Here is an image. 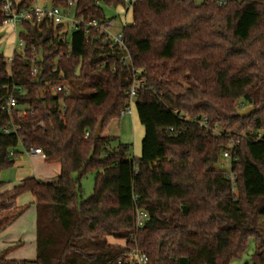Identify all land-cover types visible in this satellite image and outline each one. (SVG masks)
Instances as JSON below:
<instances>
[{
    "label": "trees",
    "instance_id": "1",
    "mask_svg": "<svg viewBox=\"0 0 264 264\" xmlns=\"http://www.w3.org/2000/svg\"><path fill=\"white\" fill-rule=\"evenodd\" d=\"M74 6L81 22L71 47L61 38L63 25L28 21L19 33L24 50L12 62L0 54V174L15 165L20 146L41 148L45 161L60 167L56 180L27 177L11 192L0 180V211L27 193L37 211L36 257L14 259L0 250V264H125L132 248L146 252L148 264H232L251 239L252 264H264V0ZM105 6L132 11L122 27L124 46L88 27L107 20ZM2 7L0 0V28ZM136 78L145 80L134 99L145 131L138 157L129 156L131 144L112 148L118 137L103 135L123 116ZM62 81L70 94L51 89ZM10 96L17 105L8 114ZM232 144L235 192L229 171L219 167ZM89 173L94 191L82 198ZM138 209L148 213L142 227ZM19 214H4L0 231Z\"/></svg>",
    "mask_w": 264,
    "mask_h": 264
},
{
    "label": "rangeland",
    "instance_id": "2",
    "mask_svg": "<svg viewBox=\"0 0 264 264\" xmlns=\"http://www.w3.org/2000/svg\"><path fill=\"white\" fill-rule=\"evenodd\" d=\"M51 0H48L50 2ZM201 2L202 0H198ZM75 6L71 8L72 16H74ZM105 14L107 19L115 18L113 26L111 28V33H118L122 27L132 21V11L129 9L126 12V9L122 8H112V7H104ZM20 30V29H18ZM0 50L6 55H11L13 53L14 44L17 45L19 42V37L14 34L9 33L7 28H0ZM133 114H124L122 117L118 119H113L103 131V135H110L118 137L117 141L111 142V147L116 148L119 142L131 144V151L129 152V156L138 157L141 155V143L144 136V127L139 122L136 107L133 104ZM248 108H245L244 111H247ZM253 109V108H252ZM243 111V112H244ZM263 132V131H261ZM18 150L21 154L16 157V163L13 167L8 168L1 172L0 180L6 182L8 186L11 188L15 184L21 182L22 179L36 176L38 178H43L47 180V182H52L56 180V176L58 174L59 165L53 163H47L45 159L37 157V156H29L26 154L25 149L20 146ZM82 198L89 197L93 191L95 186V175L94 173H89L85 176L82 181ZM10 192L12 190H9ZM32 195H28L22 199L24 203L29 204L31 201ZM10 210V209H9ZM9 210L0 211V215L10 213ZM19 220L13 224L10 228L11 230H7L0 233V250L4 249V244H6V238L8 235L11 237H20L21 239L15 241L14 248L21 246L23 240L26 242V245H23L25 248V252L21 253L18 256H24L26 259H34L36 257L37 251L36 246L31 245V235L35 234L36 231V219L37 214L33 215V211L31 209H27L23 215V217H19ZM13 229V230H12ZM9 231V232H8ZM25 238V239H24ZM11 239V238H10ZM115 244H124L123 240H114L111 239ZM6 248L5 250H7ZM4 250V251H5ZM255 252V244L254 240L251 239L249 241V246L246 253L241 257L233 260L232 264H252L251 259L252 255Z\"/></svg>",
    "mask_w": 264,
    "mask_h": 264
},
{
    "label": "built area",
    "instance_id": "3",
    "mask_svg": "<svg viewBox=\"0 0 264 264\" xmlns=\"http://www.w3.org/2000/svg\"><path fill=\"white\" fill-rule=\"evenodd\" d=\"M3 7L2 11L5 17L4 24L1 28H7L9 33L14 34L19 37V33L22 30L23 24L32 21L34 24H42L44 22L51 23L53 25H63L64 29L61 34L63 42L68 43L69 47H71V35L75 28H77L78 24L81 22L79 18L72 16L71 8L74 6L76 0H69L70 5L66 8L55 6L52 1L48 2V0H33L29 7H19L20 4L24 0H2ZM128 12V11H127ZM114 20L107 19L105 22L100 23L98 21H91L88 23V27H92L103 33L107 39H110L114 45L124 46V35L122 29L116 33H111V28L113 26ZM20 29V30H18ZM88 30H86L87 32ZM25 48V42L22 39H19L17 45L13 46V53L7 57L8 62H12L14 54L16 52H22ZM0 50V54H1ZM62 55V53H61ZM124 63H128L130 61V55L127 53L123 56ZM40 68L38 64V59L34 60L31 66V74L33 77L39 74ZM139 73V71H138ZM145 84V80L143 78H136L129 89L128 94V107L123 111V115L133 114L132 105L134 104V99L141 89V87ZM51 89L55 92L57 91H65L67 94H70L72 91V86L68 81H62L56 85H53ZM17 105L16 97L10 96L6 101L3 109L8 114H11L14 107ZM42 125V123H41ZM6 132H10V129H5ZM16 131V129H14ZM89 132L86 133L88 136ZM229 150L224 151L220 162L219 167L227 169L229 171V177L233 183V191H236L235 180L236 175L231 170V165L234 160L237 159L232 149L234 148V144L230 146ZM25 149V152L29 156H42L46 157L45 153L41 148L32 147L30 149ZM13 155V151L10 153ZM1 190V188H0ZM148 218V213L142 209H138L136 212V226L142 227ZM149 258L146 252L140 250L139 248L130 249L125 258V264H148Z\"/></svg>",
    "mask_w": 264,
    "mask_h": 264
},
{
    "label": "crops",
    "instance_id": "4",
    "mask_svg": "<svg viewBox=\"0 0 264 264\" xmlns=\"http://www.w3.org/2000/svg\"><path fill=\"white\" fill-rule=\"evenodd\" d=\"M35 156H37V155H35ZM37 157H40V158H43L42 156H37ZM43 159H45V158H43ZM59 173H60V167H59V170H58V174H57V176H56V178L55 179H57V177L59 176ZM31 177V176H30ZM34 177H36V176H34ZM36 178H38V177H36ZM25 179V178H24ZM38 179H40V180H42V181H45V182H47V180H44L43 178H38ZM23 180V179H22ZM21 180V181H22ZM54 181V180H53ZM16 185V184H15ZM14 186H12L11 188L8 186V184L6 183V185L4 186V189H9V190H12V188H13ZM28 195H31V194H24V195H22V196H19V197H17V198H14V199H12V201H11V208H10V212L11 213H17V212H21V214H19L14 220H13V222L9 225V226H7L5 229H3L5 232L4 233H6V234H8L7 233V230H11V226L13 225V224H15L19 219V217L21 218V217H23V215H24V213H25V211L27 210V209H31L32 211H33V215H35V213L37 214V211H36V205H35V199H34V197L32 196V198H31V201L29 202V204H27V203H24V201H22V199L24 198V197H26V196H28ZM6 215V214H5ZM2 216H4V215H0V218L2 217ZM18 223V222H17ZM3 230L2 231H0V233L1 232H3ZM13 230V229H12ZM8 231V232H9ZM11 238V239H10ZM36 238H37V235H36V231H35V234H32L31 235V239H32V243H31V245H33L34 247L36 246V251H37V241H36ZM21 238L20 237H11L10 235H8V237L6 238V244H4V249H2V251H4L6 248H8L7 250H5L4 251V253L7 255V257H9V258H14V259H26V258H24V256H18V255H20L21 253H24L25 252V248L23 247V245H26V242H24L23 240H21V242H22V244H21V246H18L17 248H14V243H15V241H19ZM25 239V238H24Z\"/></svg>",
    "mask_w": 264,
    "mask_h": 264
},
{
    "label": "water",
    "instance_id": "5",
    "mask_svg": "<svg viewBox=\"0 0 264 264\" xmlns=\"http://www.w3.org/2000/svg\"><path fill=\"white\" fill-rule=\"evenodd\" d=\"M252 110H253L252 107H249V108L247 109V111H244V112L241 113V116H242V117L249 116V115L251 114ZM102 125H103V121L101 120V121L99 122L97 128H96V131H95V134H96L97 136L101 134Z\"/></svg>",
    "mask_w": 264,
    "mask_h": 264
}]
</instances>
